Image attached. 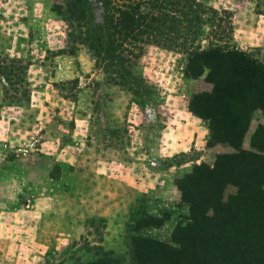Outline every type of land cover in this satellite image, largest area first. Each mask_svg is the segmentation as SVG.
<instances>
[{
	"label": "rangeland",
	"instance_id": "374dc122",
	"mask_svg": "<svg viewBox=\"0 0 264 264\" xmlns=\"http://www.w3.org/2000/svg\"><path fill=\"white\" fill-rule=\"evenodd\" d=\"M63 1L0 0V58L23 61L29 90L5 105L0 78V264L103 254L135 264L134 239L177 248L203 230L217 238L191 239L179 264H264V111L251 113L240 146L257 157L223 159L237 150L210 142L191 111V97L212 90L207 71L189 77L183 54L148 45L133 74L145 92L133 99L86 49L60 52ZM199 1L230 13V45L264 65V0Z\"/></svg>",
	"mask_w": 264,
	"mask_h": 264
},
{
	"label": "trees",
	"instance_id": "16d2710c",
	"mask_svg": "<svg viewBox=\"0 0 264 264\" xmlns=\"http://www.w3.org/2000/svg\"><path fill=\"white\" fill-rule=\"evenodd\" d=\"M54 12L65 27L64 48L60 52L76 56L81 48L86 49L93 69L108 84L129 91L133 99L145 92L133 74L148 45L183 54L189 77H200L207 71L205 80L212 90L194 94L191 111L208 122L210 142L237 150V154L223 159L234 164L240 158L247 165L251 157H257L242 151L240 146L251 113L256 109L264 111V65L230 45V13L207 7L199 0H95V4L91 0H64L54 7ZM205 26L210 30L203 40ZM26 71L22 60L0 58V78L11 90L5 93V105L29 100ZM69 83L78 90L79 80ZM77 92L71 97L76 98ZM226 166L230 164L227 162ZM193 225H201V220ZM216 238L214 230H203L175 241L177 248L137 238L131 246L132 260L135 264H153L158 258L160 264H179L180 255L188 253L186 246L191 239L199 247L202 240ZM92 264L118 263L103 254Z\"/></svg>",
	"mask_w": 264,
	"mask_h": 264
}]
</instances>
